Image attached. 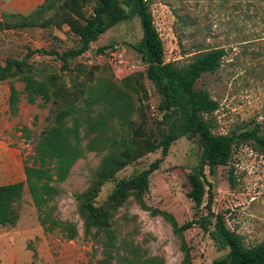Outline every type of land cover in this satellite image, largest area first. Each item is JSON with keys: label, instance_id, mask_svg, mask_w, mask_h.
I'll list each match as a JSON object with an SVG mask.
<instances>
[{"label": "rangeland", "instance_id": "obj_1", "mask_svg": "<svg viewBox=\"0 0 264 264\" xmlns=\"http://www.w3.org/2000/svg\"><path fill=\"white\" fill-rule=\"evenodd\" d=\"M147 3L163 39L167 62L187 64L202 48L227 47L221 68L215 73H205L196 83L197 88L207 89L219 102V108L207 115L213 133H238L256 123L264 128V0H147ZM86 9L88 14L92 13L90 7ZM10 13L13 12L0 5V64L11 57L23 59L29 49L46 48L62 53L80 45L68 24L4 28L15 21ZM142 35L140 19L135 16L110 28L91 43L88 51L72 58L71 69H63L61 59L55 55L34 54L29 61L36 66L37 78L42 71L58 72L71 88L74 82L77 84L78 73L72 71L77 65H82L84 72L92 69L94 80L101 78L114 87L120 88L123 80L129 81L139 89L138 94L129 91L137 107L132 116L133 126L142 124L159 139L169 128L159 110L161 95L147 76L143 85L135 80L140 72L146 71L135 48ZM102 48L105 49L101 51ZM83 77L84 73L80 78ZM12 84L22 91L16 114H12L9 105ZM23 91L24 82L19 79L0 81V184L25 179L24 166L33 163L36 142L53 123L50 106H42L40 99L28 103ZM123 130L121 121L115 119L108 135L118 137ZM81 134H85L83 128ZM202 149L198 136L194 135L173 142L160 168L152 173L150 189L144 195L148 205L171 212L180 224L208 212V193L202 204L187 195L188 176L198 164ZM104 153L87 152L79 159L69 177L59 184L61 194L51 203L55 206L54 217L76 223L78 235L67 239L60 229L45 230L39 221L40 211L26 189L17 204L20 212L17 224L0 226V240L12 241L10 248L0 243V264H100L106 258L105 264H139L152 257L163 264H183L180 241L170 223L141 209L133 197L113 218L118 244V250L111 249L113 257L105 252L100 240L85 235L76 194L88 188ZM159 157L161 148L123 168L103 186L96 205L106 200L118 179L147 168ZM205 171L213 184V210L224 213L227 226L241 235L246 246L264 241V156L251 143H240L228 164L212 167L208 163ZM231 173L234 184L230 181ZM184 234L191 247L193 264H212L229 252V248L219 247L199 223ZM131 258L138 259L133 262Z\"/></svg>", "mask_w": 264, "mask_h": 264}, {"label": "trees", "instance_id": "obj_2", "mask_svg": "<svg viewBox=\"0 0 264 264\" xmlns=\"http://www.w3.org/2000/svg\"><path fill=\"white\" fill-rule=\"evenodd\" d=\"M88 7L92 9L90 14L86 9ZM50 12L49 17L45 18L44 15ZM10 16L15 21L8 22L4 28L39 24L61 27L68 24L78 36L80 45L62 53L46 48L29 49L23 59L11 57L5 64H0V81H23L27 102L34 104L40 99L42 106H50L53 116V123L43 130L36 142L33 163L24 166L25 179L0 184V226L17 224L20 219L17 204L28 189L33 204L40 211L39 221L45 230L60 229L67 239H74L78 235L77 224L54 217L55 206L52 207L51 203L61 194L59 184L69 177L79 159L87 152L105 151L90 185L77 193L76 199L85 235L100 240L109 257H113L111 249L118 250L113 218L133 197L141 209L153 216H161L170 223L180 241L183 264H193L191 247L184 233L195 223L209 232L219 247L229 248L228 254L215 259L212 264H264V241L246 246L241 235L227 226L224 213L213 210V184L208 181L205 171L208 163L212 167L228 164L236 145L240 143H251L264 156L262 124L256 123L238 133H213L207 115L219 108V102L207 89L196 87L205 73H215L221 68L228 54L227 47L202 48L187 64L167 62L164 42L147 0H45L27 15L10 13ZM135 16L139 17L143 32L135 48L146 65L145 73L140 72L135 80L143 85V78L147 76L161 95L159 110L169 128L159 139L154 138L142 124L133 126L132 116L137 107L129 91L138 94L139 89L129 81L123 80L122 87H114L101 78L94 80L92 69L84 72L82 65H77L72 69L78 73L77 84L74 82V88H71L65 76L58 72L42 71L41 77L37 78L36 66L29 61L34 54L55 55L61 59L63 69H71L72 58L88 51L91 43L110 28ZM82 73L84 77L80 78ZM21 93L15 85L10 86L9 105L12 114L18 111ZM115 119L121 121L124 129V133L118 137L108 135L109 126ZM82 128L85 130L83 135ZM190 135L198 136L203 149L198 164L188 176L187 195L202 204L208 193V212L198 219L180 224L171 212L148 205L144 195L150 189L152 173L160 168L173 142ZM160 148L161 157L147 168L118 179L106 200L96 205L97 197L107 182L115 179L133 161ZM230 181L235 183L233 173L230 174ZM137 259L131 258L133 262ZM105 262L107 258L100 264ZM139 264H163V261L152 257L149 261H139Z\"/></svg>", "mask_w": 264, "mask_h": 264}, {"label": "crops", "instance_id": "obj_3", "mask_svg": "<svg viewBox=\"0 0 264 264\" xmlns=\"http://www.w3.org/2000/svg\"><path fill=\"white\" fill-rule=\"evenodd\" d=\"M44 2L45 0H0V5L7 12L22 13L27 15ZM0 237L2 238L1 235ZM8 237V235H5V238ZM0 243L6 248H10L12 246V241L10 240L7 241L1 239Z\"/></svg>", "mask_w": 264, "mask_h": 264}]
</instances>
